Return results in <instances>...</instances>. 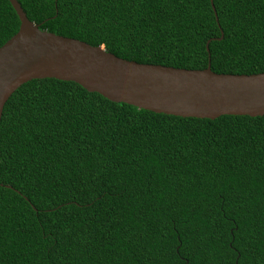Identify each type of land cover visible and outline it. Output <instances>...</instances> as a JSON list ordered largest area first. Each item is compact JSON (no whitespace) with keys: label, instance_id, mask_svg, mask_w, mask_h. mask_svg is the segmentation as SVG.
Returning <instances> with one entry per match:
<instances>
[{"label":"trees","instance_id":"obj_1","mask_svg":"<svg viewBox=\"0 0 264 264\" xmlns=\"http://www.w3.org/2000/svg\"><path fill=\"white\" fill-rule=\"evenodd\" d=\"M16 2L39 30L126 61L264 73V0H212L217 22L210 0ZM18 25L0 0V46ZM0 264H264V116L20 85L0 116Z\"/></svg>","mask_w":264,"mask_h":264},{"label":"water","instance_id":"obj_2","mask_svg":"<svg viewBox=\"0 0 264 264\" xmlns=\"http://www.w3.org/2000/svg\"><path fill=\"white\" fill-rule=\"evenodd\" d=\"M7 2L19 25L0 46V116L20 85L39 79L73 82L110 102L157 114L209 120L264 116V73L216 74L209 63L202 70H185L126 61L100 47L41 31L16 0ZM210 6L214 13L212 0ZM221 38L220 32L215 40Z\"/></svg>","mask_w":264,"mask_h":264}]
</instances>
